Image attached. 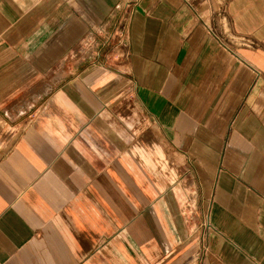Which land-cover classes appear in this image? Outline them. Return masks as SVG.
<instances>
[{
    "label": "crops",
    "instance_id": "1",
    "mask_svg": "<svg viewBox=\"0 0 264 264\" xmlns=\"http://www.w3.org/2000/svg\"><path fill=\"white\" fill-rule=\"evenodd\" d=\"M0 264H264V0H0Z\"/></svg>",
    "mask_w": 264,
    "mask_h": 264
}]
</instances>
